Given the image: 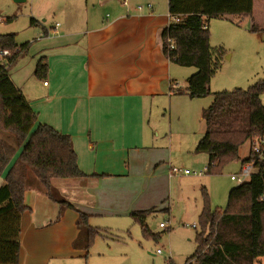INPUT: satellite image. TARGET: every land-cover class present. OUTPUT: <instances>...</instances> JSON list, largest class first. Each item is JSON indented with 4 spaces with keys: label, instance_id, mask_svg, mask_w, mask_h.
Here are the masks:
<instances>
[{
    "label": "crops",
    "instance_id": "crops-1",
    "mask_svg": "<svg viewBox=\"0 0 264 264\" xmlns=\"http://www.w3.org/2000/svg\"><path fill=\"white\" fill-rule=\"evenodd\" d=\"M102 1L86 0L76 17L81 28L76 38L63 31L60 45L48 49L43 83L34 82L32 73L11 75L41 124L72 137L79 166L88 175L54 182L73 208L37 186L27 189L30 210L22 219L19 264H69L80 257L81 213L132 217L134 211L155 207L147 208L143 198L133 200L131 194L133 185L151 176L156 162L151 151L159 148V135L152 120L165 107L164 99L180 89L177 64L165 55L161 37L171 24L169 0H119L109 7ZM260 6L264 9V0ZM257 8L254 0L253 14L239 17L253 18ZM24 78L27 84H19ZM10 167L0 176V186Z\"/></svg>",
    "mask_w": 264,
    "mask_h": 264
},
{
    "label": "trees",
    "instance_id": "trees-1",
    "mask_svg": "<svg viewBox=\"0 0 264 264\" xmlns=\"http://www.w3.org/2000/svg\"><path fill=\"white\" fill-rule=\"evenodd\" d=\"M171 15L184 16L182 23H171L162 31L163 51L181 67H195L197 72L188 79L186 91L191 99L209 96L211 82L222 69L226 50L211 44L210 21L228 16H251L254 0H169ZM10 21V20H9ZM32 20V23H35ZM207 25V29L205 28ZM15 34H0V51L8 50L5 63H0V126L18 137L20 153L0 136V176L10 167L5 183L0 187V264H19L22 219L30 210L25 202L28 188L37 186L52 200L73 208L60 198L54 186L56 180L84 179L72 137L48 124L33 129L38 113L22 90L14 83L10 67L29 43L19 45ZM169 40L175 49H169ZM48 64L41 58L36 76L45 79ZM213 104L203 112L206 131L196 152L209 157L207 172L218 174L225 166L240 159L239 151L248 141L264 137V79L249 89L215 92ZM256 161L257 172L229 195L225 210H213L209 194L203 188V207L199 221L198 248L187 264H256L264 258V155L253 151L242 163ZM151 210L134 211L131 216L141 225L146 237H153L145 225ZM90 216L81 213L78 226L81 236L86 231L85 250L88 256L97 235L105 232L90 224ZM207 233V234H206ZM80 236V238H81ZM169 264H174L170 261Z\"/></svg>",
    "mask_w": 264,
    "mask_h": 264
},
{
    "label": "rangeland",
    "instance_id": "rangeland-1",
    "mask_svg": "<svg viewBox=\"0 0 264 264\" xmlns=\"http://www.w3.org/2000/svg\"><path fill=\"white\" fill-rule=\"evenodd\" d=\"M85 1L27 0L15 3L13 0H0V34H15L19 45L30 44L29 50L9 68L10 74L19 72L25 77L32 73L34 82H42L44 79L36 76L39 60L52 46L60 45L58 38L62 37L63 31L70 33L63 36L76 38L73 34L81 30L76 17ZM102 2L108 7L115 2L120 3L119 0ZM260 3L262 0H258L253 18L228 16L210 21L212 46H222L226 50L223 67L211 82L212 93L199 99H191L184 94L164 99L165 107L152 120L159 135L155 142L159 148L151 151L156 162L151 167V176L145 182L141 179L139 184L132 186L134 192L131 195L133 200L143 198L147 208L155 206L150 209L145 223L153 237H146L141 225L130 216L106 214L91 217L90 224L105 235L96 236L88 256H84L85 250L82 249L83 254L69 264H169L170 261L187 264L195 255L197 237L201 232L199 215L203 188L207 189L212 209L225 210L231 191L240 185L232 177L241 174L242 162L250 157L253 149L252 142L248 141L239 151L240 159L227 164L218 174L208 173L209 157L195 151L205 133L203 112L213 104V93L236 88L247 90L264 79V9ZM32 20L36 22L32 23ZM5 62V59L0 60V63ZM176 68L179 70L178 86L186 91L188 79L197 72V68L178 64ZM28 81L24 78V82L19 84L26 85ZM261 98L264 104V94ZM41 123L38 115L33 129ZM171 167L189 170L192 174L172 175ZM59 192V197L66 199L62 191ZM122 195L125 194H119L118 199ZM161 223L167 228H161ZM83 231L82 236L80 233V246L87 242L86 231ZM256 264H264V258Z\"/></svg>",
    "mask_w": 264,
    "mask_h": 264
},
{
    "label": "built area",
    "instance_id": "built-area-1",
    "mask_svg": "<svg viewBox=\"0 0 264 264\" xmlns=\"http://www.w3.org/2000/svg\"><path fill=\"white\" fill-rule=\"evenodd\" d=\"M125 4L128 3V0H124ZM149 8H152V4H148ZM139 9L142 10L143 6H139ZM184 20V16L181 15H171L170 14V22L171 23H182ZM205 28L207 29V25H205ZM169 49H175V44L172 40H169ZM10 52L8 50H1L0 51V60L4 59L5 57L9 56ZM47 84V83H45ZM253 149L252 151L254 152V154L258 157L261 158L264 155V137L263 138H257L253 141ZM257 172V168H256V161H252V162H246L243 163L242 166V170H241V174L237 175V176H233L232 180L233 181H237L240 184H243L245 182H247L252 175ZM185 174V175H191L192 172L189 170H181V169H177L175 167L171 168V174L172 175H176V174ZM195 175H197V173H194ZM160 227L163 229L167 228V225L164 223L160 224ZM194 228H196V225H193ZM159 254H161V251H158Z\"/></svg>",
    "mask_w": 264,
    "mask_h": 264
},
{
    "label": "water",
    "instance_id": "water-1",
    "mask_svg": "<svg viewBox=\"0 0 264 264\" xmlns=\"http://www.w3.org/2000/svg\"><path fill=\"white\" fill-rule=\"evenodd\" d=\"M15 3H24L27 2V0H13ZM0 136L3 140L8 142L9 144L13 145L17 151L20 153V146H19V141L18 137L9 131H5L4 129L1 128L0 126Z\"/></svg>",
    "mask_w": 264,
    "mask_h": 264
}]
</instances>
